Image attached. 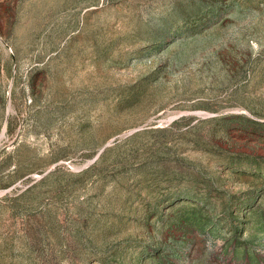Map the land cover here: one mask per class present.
<instances>
[{
    "label": "rangeland",
    "instance_id": "1",
    "mask_svg": "<svg viewBox=\"0 0 264 264\" xmlns=\"http://www.w3.org/2000/svg\"><path fill=\"white\" fill-rule=\"evenodd\" d=\"M0 264H264V0H0Z\"/></svg>",
    "mask_w": 264,
    "mask_h": 264
}]
</instances>
